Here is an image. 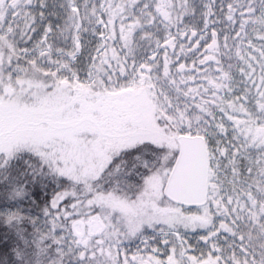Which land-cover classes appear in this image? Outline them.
<instances>
[{"label": "snow or ice", "instance_id": "obj_1", "mask_svg": "<svg viewBox=\"0 0 264 264\" xmlns=\"http://www.w3.org/2000/svg\"><path fill=\"white\" fill-rule=\"evenodd\" d=\"M0 264H264V0H0Z\"/></svg>", "mask_w": 264, "mask_h": 264}]
</instances>
